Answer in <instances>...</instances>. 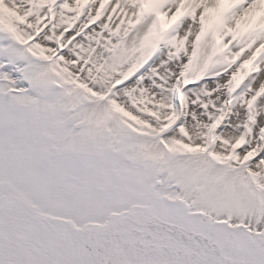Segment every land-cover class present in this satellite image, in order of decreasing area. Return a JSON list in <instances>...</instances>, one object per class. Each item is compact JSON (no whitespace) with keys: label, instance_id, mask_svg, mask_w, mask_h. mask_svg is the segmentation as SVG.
I'll use <instances>...</instances> for the list:
<instances>
[{"label":"snow or ice","instance_id":"1","mask_svg":"<svg viewBox=\"0 0 264 264\" xmlns=\"http://www.w3.org/2000/svg\"><path fill=\"white\" fill-rule=\"evenodd\" d=\"M0 264H264V0H0Z\"/></svg>","mask_w":264,"mask_h":264},{"label":"bare ground","instance_id":"2","mask_svg":"<svg viewBox=\"0 0 264 264\" xmlns=\"http://www.w3.org/2000/svg\"><path fill=\"white\" fill-rule=\"evenodd\" d=\"M106 14H107V13H106ZM117 15H119V12L117 13ZM82 18H83V17H82ZM226 51H227V50H226ZM245 67L247 68V67H249V65H246ZM243 75H244L243 71L239 72V73H238V79L242 78ZM242 82H246V81H242Z\"/></svg>","mask_w":264,"mask_h":264},{"label":"rangeland","instance_id":"3","mask_svg":"<svg viewBox=\"0 0 264 264\" xmlns=\"http://www.w3.org/2000/svg\"><path fill=\"white\" fill-rule=\"evenodd\" d=\"M145 100L147 101V97H145ZM151 103H154V102H149V108L151 106ZM219 131V129H217Z\"/></svg>","mask_w":264,"mask_h":264}]
</instances>
